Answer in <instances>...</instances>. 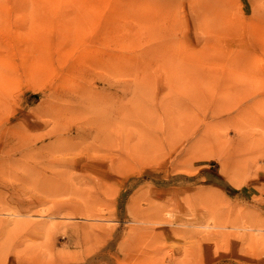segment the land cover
<instances>
[{"label":"rangeland","instance_id":"rangeland-1","mask_svg":"<svg viewBox=\"0 0 264 264\" xmlns=\"http://www.w3.org/2000/svg\"><path fill=\"white\" fill-rule=\"evenodd\" d=\"M0 264H264V0H0Z\"/></svg>","mask_w":264,"mask_h":264}]
</instances>
